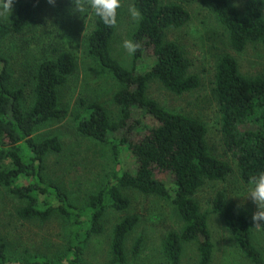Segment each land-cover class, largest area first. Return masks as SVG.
Listing matches in <instances>:
<instances>
[{
  "label": "trees",
  "instance_id": "trees-1",
  "mask_svg": "<svg viewBox=\"0 0 264 264\" xmlns=\"http://www.w3.org/2000/svg\"><path fill=\"white\" fill-rule=\"evenodd\" d=\"M45 1L16 0L13 17L0 19V185L22 202L17 210L20 220L48 222L53 216L62 217L69 226L68 249L65 257L57 261L12 259L7 254V244L0 240V264H85L90 241L105 234L108 212L130 208L127 192L131 190L170 202L183 221L180 232L166 235L162 243L164 262L158 264H183L184 247L190 243L197 244V264H213L215 244L210 214L202 212L196 196L208 182L225 181L234 169L229 162L212 155L202 123L172 113L148 97L153 81L178 96L200 86L199 76L190 73L192 63L182 48L167 40L170 30L188 24L189 11L179 3L135 0L142 19L132 41L141 47L133 55L131 70L114 59L111 52L120 10L112 27L93 16L94 29L87 48L120 84L114 102L121 108L122 116L114 124L102 105L82 101L84 113L78 118L76 130L80 136L108 146L120 167L80 208L61 186L44 178L46 158L63 150L59 138L37 141L34 137L41 126L68 116L59 93L76 71V58L70 51L57 50L55 57L42 60L34 77L33 101L28 105L24 90L13 87L11 63L3 49L6 40L38 23V11ZM199 1L216 14L234 51L242 53L255 44L264 47V0H249L243 12L230 0ZM215 93L225 148L241 180L249 185L253 176L264 172V77L243 76L237 60L225 54L217 62ZM117 131L121 134L113 137ZM127 156L131 157L133 168L128 166ZM211 212L223 218L245 258L253 264H264L262 253L252 242L249 217L229 207L225 193L217 194ZM257 223L264 233V220ZM138 224L136 215L115 224L106 264H132L140 258L143 236L134 242L130 257L126 251L128 237Z\"/></svg>",
  "mask_w": 264,
  "mask_h": 264
},
{
  "label": "rangeland",
  "instance_id": "rangeland-1",
  "mask_svg": "<svg viewBox=\"0 0 264 264\" xmlns=\"http://www.w3.org/2000/svg\"><path fill=\"white\" fill-rule=\"evenodd\" d=\"M230 1L243 12L249 0ZM162 2L182 4L190 13L188 24L178 30H170L167 40L182 48L192 63L190 73L199 76L200 86L190 93L178 96L167 91L160 82L153 81L149 84L148 97L172 113L183 114L202 123L207 129L206 140L212 155L229 162L233 167V174L225 181L208 182L198 192L196 199L202 212L210 214L209 225L215 244L213 264H253L237 248L223 218L211 212L217 194L225 193L229 207L249 217L252 242L264 258V233L253 219L258 210L257 205L247 198L249 185L241 180L221 134L215 75L219 57L229 54L237 60L243 76L264 77V47L255 44L248 46L242 53L234 51L228 32L216 14L199 0L190 3L180 0ZM16 4L15 0L11 15L2 14L0 19L10 20ZM72 7V0L43 2L38 11V23L22 35L6 40L3 49L11 63L13 87L24 90L28 105L33 101L34 77L42 60L55 57L57 50L70 51L76 58V71L59 93L60 104L68 111V116L41 126L34 137L37 141L59 138L63 150L46 158L44 178L48 183L61 186L72 202L81 208L120 167L108 146L77 133L78 118L84 113L82 101L102 105L112 123L118 124L122 112L115 104L114 97L121 86L88 51L87 40L94 29L93 15L88 12L82 16L74 15L71 12ZM132 7L136 8L135 0H122L120 20L111 42L113 58L129 70L133 68V55H128L123 43L125 40H132L139 23L130 16L129 9ZM120 134L117 131L112 136L118 137ZM22 148L26 149L24 144ZM127 159L128 166L133 168L131 157L127 156ZM127 194L131 201L130 208L125 212H108L104 219L105 234L92 238L84 255L85 264H106L109 261L113 228L117 222L129 215L139 217V224L126 243L129 257L136 239L140 236L144 238L141 256L132 264L164 262L162 243L166 235L172 231L180 232L183 227L178 211L170 202L160 197L143 195L134 190ZM22 205L20 200L0 185V240L7 244L8 256L12 259L41 261H57L65 257L69 227L66 221L58 215L48 222L22 221L17 217V210ZM197 262V244H186L183 264Z\"/></svg>",
  "mask_w": 264,
  "mask_h": 264
},
{
  "label": "clouds",
  "instance_id": "clouds-1",
  "mask_svg": "<svg viewBox=\"0 0 264 264\" xmlns=\"http://www.w3.org/2000/svg\"><path fill=\"white\" fill-rule=\"evenodd\" d=\"M14 3L15 0H0V15H11ZM49 3H54V0H49ZM72 4V14L82 16L88 12L109 27L116 25L119 10L122 8V0H72ZM129 13L135 21L142 19L141 12L135 7L130 8ZM140 47L139 43L132 40H125L123 43V48L130 56L134 55ZM247 198L257 205L258 211L253 219L255 221L264 220V172L251 178Z\"/></svg>",
  "mask_w": 264,
  "mask_h": 264
}]
</instances>
